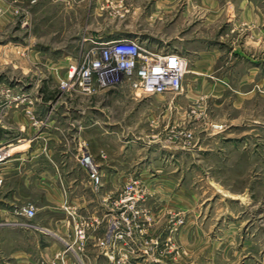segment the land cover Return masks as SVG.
Returning a JSON list of instances; mask_svg holds the SVG:
<instances>
[{"label":"rangeland","instance_id":"1","mask_svg":"<svg viewBox=\"0 0 264 264\" xmlns=\"http://www.w3.org/2000/svg\"><path fill=\"white\" fill-rule=\"evenodd\" d=\"M167 1L176 4L174 19L190 0ZM164 2L0 0V81L24 92L33 114L44 98L91 106V141L76 144L77 161L88 152L99 173V157H122L119 202H203L218 241L212 264H264V0H204L202 52L190 58L178 92L67 90L60 86L67 68L46 78L45 59L78 57L93 46L81 43L85 37H137L184 54L187 32L164 29ZM212 5L220 14L214 25ZM251 8L256 23L245 20ZM28 57L39 60L35 74L24 72ZM18 218L0 217V226H35Z\"/></svg>","mask_w":264,"mask_h":264},{"label":"crops","instance_id":"2","mask_svg":"<svg viewBox=\"0 0 264 264\" xmlns=\"http://www.w3.org/2000/svg\"><path fill=\"white\" fill-rule=\"evenodd\" d=\"M175 5L173 1L164 2L166 19L170 13L164 29L187 32L180 40H189L183 54L189 63L192 56L202 52L204 0L187 1L184 11L173 19ZM213 8L212 5V25L219 23L220 16L219 10ZM244 15H248V22L256 23L259 19V13L253 9ZM101 39L100 35L85 37L81 43L92 44L90 41ZM77 58H46V78L64 76L65 68ZM24 60V72L37 73L32 66L39 60ZM61 61L67 64L60 66ZM124 90L133 94L128 88ZM49 101L44 98L34 108L41 125L30 124L22 106L9 109L4 116L6 127L0 128L1 140L10 136L17 139L13 155L2 170L0 217L19 219L15 212L11 215L12 208L22 204L30 203L35 208L34 227L0 226V264L213 263L218 241L209 235L211 221L202 214L203 202H138L141 214L131 237L116 239L110 222L118 212V197L123 188L122 157L108 154L98 158L101 182L94 188L87 171L77 161L76 147L82 137L83 142L91 141V106L77 108L71 103ZM82 220L88 224L87 239L77 249L74 227ZM177 220L182 222L175 230L173 224ZM71 244L73 250L67 249ZM129 247L137 251V257L125 260L122 255ZM144 248L149 252L146 257L141 253Z\"/></svg>","mask_w":264,"mask_h":264},{"label":"built area","instance_id":"3","mask_svg":"<svg viewBox=\"0 0 264 264\" xmlns=\"http://www.w3.org/2000/svg\"><path fill=\"white\" fill-rule=\"evenodd\" d=\"M93 46L81 53L76 62L70 63L66 70V78L60 82L63 89L78 88L85 93H92L96 88L108 90L123 86L135 96L146 97L178 92L182 89V79L187 72V58L165 46H150L137 37H123L100 42L90 41ZM24 92L15 90L0 81V128L6 127L4 116L11 108L25 106V114L33 126L41 125L33 114ZM16 136L5 140L0 139V188L3 185L2 170L13 155ZM80 165L87 171L93 187L101 182L97 166L88 152L80 155ZM118 212L110 222V231L116 239L131 237L137 226L140 215L138 202H117ZM15 214L24 218H33L35 208L27 203L15 210ZM16 225H19L16 223ZM88 224L83 220L74 227L75 245L81 249L87 239ZM72 249V244L67 246ZM148 256L146 248L141 252ZM130 256L137 257V251L129 247L122 257L128 260ZM128 264H147L135 261Z\"/></svg>","mask_w":264,"mask_h":264}]
</instances>
